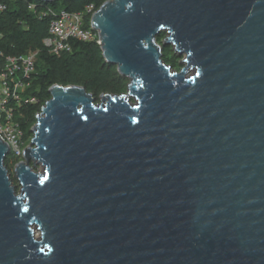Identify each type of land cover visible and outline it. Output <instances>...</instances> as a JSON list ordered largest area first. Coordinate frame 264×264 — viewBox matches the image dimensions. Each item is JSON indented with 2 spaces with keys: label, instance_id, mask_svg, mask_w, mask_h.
<instances>
[{
  "label": "water",
  "instance_id": "water-1",
  "mask_svg": "<svg viewBox=\"0 0 264 264\" xmlns=\"http://www.w3.org/2000/svg\"><path fill=\"white\" fill-rule=\"evenodd\" d=\"M91 27L128 91L53 86L20 194L0 139V264H264V0H107Z\"/></svg>",
  "mask_w": 264,
  "mask_h": 264
},
{
  "label": "trees",
  "instance_id": "trees-1",
  "mask_svg": "<svg viewBox=\"0 0 264 264\" xmlns=\"http://www.w3.org/2000/svg\"><path fill=\"white\" fill-rule=\"evenodd\" d=\"M8 9L0 12V48L7 55L21 56L37 52V71L33 78L32 94L41 104L25 109V120L22 127L26 132L28 144L33 138L32 129L37 123L38 114L51 99L49 90L55 86H81L92 94L97 103L104 94L120 96L128 91L129 81L122 77L115 66L108 64L101 46L96 42L72 41V50L57 56L45 46L49 36V26L62 11L83 13L88 5L94 4L97 10L107 0H56L53 3H42L35 0H1ZM31 4L36 5L31 10ZM42 12L45 15H40ZM90 17L86 27L90 28ZM161 35L157 41L161 44ZM164 53L166 65L173 67L172 59ZM17 160L8 155L5 165L11 173ZM15 164V165H16ZM12 175V174H11Z\"/></svg>",
  "mask_w": 264,
  "mask_h": 264
},
{
  "label": "built area",
  "instance_id": "built-area-1",
  "mask_svg": "<svg viewBox=\"0 0 264 264\" xmlns=\"http://www.w3.org/2000/svg\"><path fill=\"white\" fill-rule=\"evenodd\" d=\"M7 9L8 5L0 0V12ZM30 9L35 10L36 5L31 4ZM96 11L94 4L88 5L83 13L71 14L62 11L50 23L45 46L51 53L61 56L72 50L71 42L75 40L96 41L100 45L98 33L91 26L86 27V19L90 17L91 22ZM36 58L37 52L14 56L7 55L0 48V139L10 147L9 155L21 161L25 148L30 145L22 127L26 116L25 109L41 104V100L31 92L37 71Z\"/></svg>",
  "mask_w": 264,
  "mask_h": 264
},
{
  "label": "rangeland",
  "instance_id": "rangeland-1",
  "mask_svg": "<svg viewBox=\"0 0 264 264\" xmlns=\"http://www.w3.org/2000/svg\"><path fill=\"white\" fill-rule=\"evenodd\" d=\"M168 38V35L167 34H161V39L162 40V43L160 45H163L165 40ZM164 52L167 53L169 55V57L172 59V70L174 72H180L182 70V68H184V64H182L183 60L185 57H179L177 54L174 53L173 51V48L172 47H164ZM195 74V71H189V74H188V77H192L194 76ZM21 160H17V164L20 162ZM16 164V163H15ZM13 164V170L11 171L10 174L11 177H12V180H13V183L14 185L16 186V190H17V193L20 194V190H21V187H20V184L16 181V179L14 178V167L17 165ZM35 171H42V168L41 167H37L35 168ZM38 235V234H37Z\"/></svg>",
  "mask_w": 264,
  "mask_h": 264
},
{
  "label": "flooded vegetation",
  "instance_id": "flooded-vegetation-1",
  "mask_svg": "<svg viewBox=\"0 0 264 264\" xmlns=\"http://www.w3.org/2000/svg\"><path fill=\"white\" fill-rule=\"evenodd\" d=\"M11 175V174H10ZM12 178V177H11Z\"/></svg>",
  "mask_w": 264,
  "mask_h": 264
}]
</instances>
